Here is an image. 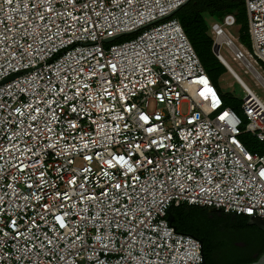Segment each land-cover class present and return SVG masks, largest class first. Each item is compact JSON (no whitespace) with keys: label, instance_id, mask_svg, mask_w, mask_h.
Segmentation results:
<instances>
[{"label":"built area","instance_id":"2783aa9c","mask_svg":"<svg viewBox=\"0 0 264 264\" xmlns=\"http://www.w3.org/2000/svg\"><path fill=\"white\" fill-rule=\"evenodd\" d=\"M188 1L0 0V264H202L172 205L264 218V151L239 140L264 149V101L224 105ZM242 1L252 52L232 14L208 35L264 81V0Z\"/></svg>","mask_w":264,"mask_h":264},{"label":"trees","instance_id":"16d2710c","mask_svg":"<svg viewBox=\"0 0 264 264\" xmlns=\"http://www.w3.org/2000/svg\"><path fill=\"white\" fill-rule=\"evenodd\" d=\"M202 12L214 14L218 19L217 21L222 20L227 14L234 15L235 22L240 25L238 29L239 43L249 52H252L247 16L242 0H189L173 15L179 21L207 77L217 89L218 77L228 71L212 52L213 41L208 35L206 24L201 15ZM118 41L120 40H116V42ZM257 62H260V66L264 67L260 60ZM218 92L220 93V91ZM221 97L225 99L222 95ZM240 104V101L234 100L228 103V107L241 115ZM262 151L264 149H261ZM209 211V208L186 203L177 206L172 205L168 210L173 217L170 225L177 232L190 235L200 242L205 264H249L263 253L264 242L256 259L250 260L241 253L242 249L234 244L238 241L232 240L233 243H231V240L224 241L221 239L223 238L222 234L228 231L247 229V216ZM224 227L227 230L220 231Z\"/></svg>","mask_w":264,"mask_h":264},{"label":"rangeland","instance_id":"374dc122","mask_svg":"<svg viewBox=\"0 0 264 264\" xmlns=\"http://www.w3.org/2000/svg\"><path fill=\"white\" fill-rule=\"evenodd\" d=\"M201 15L204 19L207 30L209 29V26L212 22L218 20L214 14L209 13V12H202ZM239 26L240 25L238 23H236L234 27L227 28L228 35L230 37H232L233 40L237 39V37L239 36V31H238ZM237 41L239 42L238 39H237ZM212 52H213V49H212ZM220 54L226 59V61L230 65V67L240 77V79L244 82V84L247 87H249L261 100L264 101V90L262 89V87L259 86V84H257V82L254 79V76L251 73V71H248L245 68L243 63L236 62V61L232 60V57L225 51L224 48L220 49ZM257 65L260 66L261 65L260 62H257ZM257 65H255V68L260 72V74L264 78V67L262 66V70H259ZM208 80H209V78H208ZM217 89H218V91H220L221 95L223 97H225V99L223 98V102H224V105L227 107H228L229 102H232L234 100H238L241 102L243 97H244L243 90L241 89L239 84L231 77L229 72L218 77ZM183 110H184V108H183ZM247 136L245 135V136L239 137V140L242 143V145L245 147V149H247V151H250V152H254V151L260 152L262 149L260 144L255 142L251 137H249V136L247 137ZM209 212L220 213V212H217V211L211 210V209ZM224 229H225V227L223 229H220V231H222V230L224 231ZM225 230H227V229H225ZM234 231H237V229H235L233 231H228V232H234ZM228 232H226V233H228ZM238 244H239V242H238ZM240 248L242 249L241 253L245 256H251L256 251V249L252 246H249V247L240 246Z\"/></svg>","mask_w":264,"mask_h":264},{"label":"flooded vegetation","instance_id":"af4514ba","mask_svg":"<svg viewBox=\"0 0 264 264\" xmlns=\"http://www.w3.org/2000/svg\"><path fill=\"white\" fill-rule=\"evenodd\" d=\"M169 213V212H168ZM224 241H238V243H234L237 246L242 247H249L252 246L256 249L255 253L251 256H245L247 259L254 260L258 256L262 245H263V232H261L257 227L254 225H248L247 229L237 230L234 232H228L222 234ZM233 241L231 243H233Z\"/></svg>","mask_w":264,"mask_h":264},{"label":"water","instance_id":"95a60500","mask_svg":"<svg viewBox=\"0 0 264 264\" xmlns=\"http://www.w3.org/2000/svg\"><path fill=\"white\" fill-rule=\"evenodd\" d=\"M175 13H176V11L172 15H174ZM112 40L113 39H108V40H106V42L112 41ZM213 54L214 55L217 54L216 49H213ZM223 66L228 70V67L226 65H223ZM16 76L17 75H13L12 77L8 78L5 81H8V80H10ZM215 211L220 212L219 210H215ZM172 219H173L172 215L168 213L167 220L169 221V223L172 221ZM247 224L248 225H254L264 234V218L256 217V216H247ZM202 257H203V252H202ZM202 264H205L204 257H203V263ZM249 264H264V251L254 262L249 263Z\"/></svg>","mask_w":264,"mask_h":264},{"label":"bare ground","instance_id":"6f19581e","mask_svg":"<svg viewBox=\"0 0 264 264\" xmlns=\"http://www.w3.org/2000/svg\"><path fill=\"white\" fill-rule=\"evenodd\" d=\"M227 66H228V72H229V74L231 75V77L239 84V85H245L244 84V82L240 79V77L235 73V71L230 67V65L229 64H227ZM250 71H251V73L255 76V77H257L258 79H259V81L260 82H262L263 84H264V81L255 73V71L254 70H252L251 68H250ZM246 86V85H245ZM247 87V86H246ZM248 88V87H247Z\"/></svg>","mask_w":264,"mask_h":264},{"label":"snow or ice","instance_id":"6c2138e0","mask_svg":"<svg viewBox=\"0 0 264 264\" xmlns=\"http://www.w3.org/2000/svg\"><path fill=\"white\" fill-rule=\"evenodd\" d=\"M226 115V114H225ZM144 119H147L146 117H144ZM221 119H223V117H221ZM262 175H264V174H262Z\"/></svg>","mask_w":264,"mask_h":264}]
</instances>
